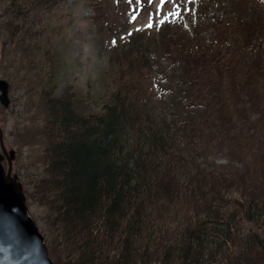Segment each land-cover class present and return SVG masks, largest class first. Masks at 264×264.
Masks as SVG:
<instances>
[{"label":"trees","instance_id":"1","mask_svg":"<svg viewBox=\"0 0 264 264\" xmlns=\"http://www.w3.org/2000/svg\"><path fill=\"white\" fill-rule=\"evenodd\" d=\"M6 1L1 56L14 45L40 82L43 174L23 191L54 264H264V5L219 0L207 29L169 16L134 31L93 101L56 93L59 49L27 20L65 0ZM162 61L175 74L158 109Z\"/></svg>","mask_w":264,"mask_h":264},{"label":"rangeland","instance_id":"2","mask_svg":"<svg viewBox=\"0 0 264 264\" xmlns=\"http://www.w3.org/2000/svg\"><path fill=\"white\" fill-rule=\"evenodd\" d=\"M207 1L65 0L64 4L55 6L50 12H34L27 20L39 19L45 28L42 34L48 36L47 30L51 31L52 49H59L60 57L54 61L57 65L54 77L58 84L56 93L68 88L67 93L74 91L82 96L83 92L95 101L103 93L107 76L114 66L110 58L115 45H123L134 31L158 25L169 16L182 19L188 31L191 30V22L197 20L200 21L199 29L202 26L207 29L209 23L202 22L214 13L223 12L217 0L210 2L214 6L204 14L203 5ZM258 1L264 5V0ZM8 9V1L0 0V48L3 40L7 39V30L12 22ZM52 25L54 29L50 28ZM11 49L5 56H1L0 50V77L10 82V103L5 110L0 108V128L7 150L14 151L12 173L17 174L24 188L31 191L28 181L41 176L44 166L40 82L30 65L33 58L22 59L14 51V45ZM162 67H155L148 78L151 101L158 109L166 98L165 85L169 79V82L172 81L168 76L175 74L174 67L168 62L162 61ZM224 160L221 155L217 156V161ZM28 202L30 215L37 226L44 229V206L32 200ZM249 227H254L253 223L243 221L240 233Z\"/></svg>","mask_w":264,"mask_h":264},{"label":"water","instance_id":"3","mask_svg":"<svg viewBox=\"0 0 264 264\" xmlns=\"http://www.w3.org/2000/svg\"><path fill=\"white\" fill-rule=\"evenodd\" d=\"M8 83L0 78V103L8 106ZM0 264H54L34 220L21 183L11 173L13 150L3 145L0 130ZM6 158L7 167L1 163Z\"/></svg>","mask_w":264,"mask_h":264},{"label":"flooded vegetation","instance_id":"4","mask_svg":"<svg viewBox=\"0 0 264 264\" xmlns=\"http://www.w3.org/2000/svg\"><path fill=\"white\" fill-rule=\"evenodd\" d=\"M0 108L3 109V110H5V109H4V106H3L1 103H0ZM2 134H3V133H2ZM4 146H5V145H4ZM5 148H6V146H5ZM6 149H7V148H6ZM3 162H6L5 158L3 159Z\"/></svg>","mask_w":264,"mask_h":264},{"label":"snow or ice","instance_id":"5","mask_svg":"<svg viewBox=\"0 0 264 264\" xmlns=\"http://www.w3.org/2000/svg\"><path fill=\"white\" fill-rule=\"evenodd\" d=\"M162 2H163V0H162Z\"/></svg>","mask_w":264,"mask_h":264}]
</instances>
